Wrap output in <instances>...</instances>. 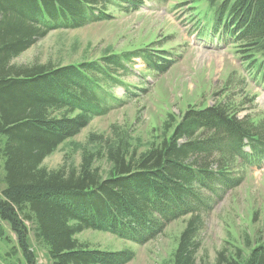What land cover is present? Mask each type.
Returning a JSON list of instances; mask_svg holds the SVG:
<instances>
[{
    "label": "trees",
    "instance_id": "1",
    "mask_svg": "<svg viewBox=\"0 0 264 264\" xmlns=\"http://www.w3.org/2000/svg\"><path fill=\"white\" fill-rule=\"evenodd\" d=\"M148 1L170 2L0 0V218L18 240L4 264H39L23 217L33 221L36 240L53 264H127L133 250L90 248L76 235L93 229L143 242L165 222L187 217L169 264H195L210 208L244 182L247 168L264 167V111L241 115L257 107L258 97L241 83L210 106L186 104L178 117L169 112L148 150L132 144L131 126L113 125L111 136L90 133L87 140L98 149L86 150L79 168L43 165L94 118L125 104L114 90L128 86L138 54L155 71H164L172 59L169 51L159 57L156 50L132 49L64 66H17L13 59L53 30L81 29L113 19L111 7L134 12ZM193 4L199 38L235 45L251 83L264 85V0ZM102 154L112 164L106 177L94 165ZM0 237L11 241L1 221ZM214 261L264 264V237L226 240Z\"/></svg>",
    "mask_w": 264,
    "mask_h": 264
},
{
    "label": "rangeland",
    "instance_id": "2",
    "mask_svg": "<svg viewBox=\"0 0 264 264\" xmlns=\"http://www.w3.org/2000/svg\"><path fill=\"white\" fill-rule=\"evenodd\" d=\"M193 5V0H170L164 5L147 3L139 10L126 13L122 8L111 7L113 19L93 21L81 29L53 30L13 59L12 63L17 66H64L98 59L112 49L148 50L149 53L156 50L159 57L169 51L173 56L169 57L171 66L155 71L145 57L138 54L131 61V74L126 78L128 93L122 87L114 90L118 97L127 95L128 102L107 115L94 118L78 135L48 155L43 165L48 169L79 168L84 152L95 153L98 149L88 142L90 133L111 136L113 125L131 126L132 144L141 146L139 152L148 150L169 112L178 117L189 103L210 106L222 99L229 87H237L240 83L239 87L258 95L255 109L264 110V88L251 83L235 45L220 46L223 41L198 38L195 33L197 20L191 11ZM156 61L160 62V58ZM98 158L94 165L106 177L112 164L106 154ZM245 176L244 182L225 192L204 217L199 235L201 248L195 264L215 262L216 253L226 240L243 242L247 235L252 238L253 233L264 237V168H247ZM186 219L165 222L159 234L143 242L93 229H86L76 237L79 243L90 248L133 250L134 258L127 264H169ZM23 220L28 226L27 239L36 252L38 263L53 264L46 248L36 240L33 221L24 217ZM0 221L5 226L7 238L11 239L6 241L0 237V264H4L6 259H11L7 252L18 240L10 225L1 218Z\"/></svg>",
    "mask_w": 264,
    "mask_h": 264
},
{
    "label": "bare ground",
    "instance_id": "3",
    "mask_svg": "<svg viewBox=\"0 0 264 264\" xmlns=\"http://www.w3.org/2000/svg\"><path fill=\"white\" fill-rule=\"evenodd\" d=\"M45 199V198H44ZM84 206V205H83ZM67 207V206H66ZM66 215V214H65ZM83 263V262H82Z\"/></svg>",
    "mask_w": 264,
    "mask_h": 264
}]
</instances>
